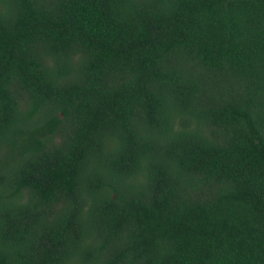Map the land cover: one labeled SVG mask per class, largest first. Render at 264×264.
Returning <instances> with one entry per match:
<instances>
[{
  "label": "trees",
  "instance_id": "1",
  "mask_svg": "<svg viewBox=\"0 0 264 264\" xmlns=\"http://www.w3.org/2000/svg\"><path fill=\"white\" fill-rule=\"evenodd\" d=\"M0 264H264V0H0Z\"/></svg>",
  "mask_w": 264,
  "mask_h": 264
}]
</instances>
